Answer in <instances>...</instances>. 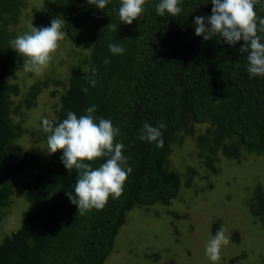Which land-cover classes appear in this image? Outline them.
Instances as JSON below:
<instances>
[{
  "label": "trees",
  "instance_id": "obj_1",
  "mask_svg": "<svg viewBox=\"0 0 264 264\" xmlns=\"http://www.w3.org/2000/svg\"><path fill=\"white\" fill-rule=\"evenodd\" d=\"M159 2L147 0L139 20L126 25L119 19L120 0H110L102 11L87 0H43V12L31 24L47 27L52 19H63L62 31L77 50L75 62L67 75L53 71L22 92L18 73L24 58L9 42L20 35L27 0H0V227L7 225L18 191L27 203L20 226L0 240V264H105L129 212L170 206L182 183L190 186L194 168L187 176L170 159L173 146L182 147L187 138L214 176L221 160L240 164L248 155L263 153L264 77L250 78L247 53L239 52L244 42L231 46L219 36L204 41L195 35V17L211 15V0H181L182 12L175 17H160ZM255 11L264 18V0ZM110 23L117 30L107 27ZM27 31L29 25L22 32ZM258 34L264 43V33ZM110 43L121 44L125 52L113 55ZM94 67L96 87L85 79ZM47 88L58 98L49 121L58 124L69 111L85 115L94 105L96 117L120 130L116 142L124 144L132 172L121 197H110L102 210L79 214L70 202L66 193L73 191L78 173L65 168L62 151L44 158L20 145L29 138L47 146L44 119L37 128L27 124ZM145 123L167 125L161 129L162 148L139 139ZM103 162L98 159L92 167ZM248 206L264 227L263 188L256 189Z\"/></svg>",
  "mask_w": 264,
  "mask_h": 264
},
{
  "label": "rangeland",
  "instance_id": "obj_2",
  "mask_svg": "<svg viewBox=\"0 0 264 264\" xmlns=\"http://www.w3.org/2000/svg\"><path fill=\"white\" fill-rule=\"evenodd\" d=\"M26 4L19 34L25 33L23 28L33 23L44 9L43 0H27ZM76 52L65 38L42 74L20 71L18 82L22 92L53 71L67 75ZM57 102L53 89H42L37 105L28 114L29 127L37 128L42 119L53 117ZM20 145L44 158L48 155L42 141L23 138ZM194 148L193 139L187 138L182 147L173 146L170 155L172 164L181 172L187 174L189 167L194 168L190 186L183 182L170 206L129 212L105 264H264V227L248 206L256 189H264V151L248 155L240 164L223 158L218 165L220 172L214 176L200 164ZM25 208L24 195L18 191L8 210L7 225L0 227V240L20 226ZM222 225L230 243L221 248V259L213 262L205 249Z\"/></svg>",
  "mask_w": 264,
  "mask_h": 264
},
{
  "label": "clouds",
  "instance_id": "obj_3",
  "mask_svg": "<svg viewBox=\"0 0 264 264\" xmlns=\"http://www.w3.org/2000/svg\"><path fill=\"white\" fill-rule=\"evenodd\" d=\"M110 0H87L97 9L103 10ZM147 0H120L118 9L119 19L126 25L139 20L144 13ZM181 0H160L156 5V13L164 17L165 13L172 17L182 12ZM260 0H211L212 8L209 16H196L194 20L195 35L202 36L204 41L212 40L214 36L222 38L223 42L235 46L241 40L244 42L239 48L241 54L247 53V71L251 77H264V43L258 33H264V18L258 17L255 6ZM65 21L60 17L51 20L50 26L34 27L29 25V31L16 36L10 43L20 57H23L25 72L42 74L51 64L60 42L65 40L66 33L62 31ZM114 30L116 26L109 24ZM109 51L113 55L125 52L121 44L110 43ZM104 64L110 60L105 58ZM86 75V81L92 87L97 86V69ZM84 94L88 88L81 89ZM96 106L86 109L85 115L79 117L72 111L58 124L43 120V131L47 134V152L55 154L62 151L60 157L65 168L78 173L73 191L66 193L70 202L77 206L79 214L95 210H102L109 198L119 199L123 194L125 183L132 168L128 158L123 155L124 144L117 143L119 129L114 127L111 120L96 117ZM167 125L159 123L151 126L143 125L140 140L156 143L163 147L164 140L161 129ZM103 159L104 162L93 168L92 162ZM230 243L225 235L223 225L211 238L205 252L208 258L215 262L221 259V248Z\"/></svg>",
  "mask_w": 264,
  "mask_h": 264
}]
</instances>
